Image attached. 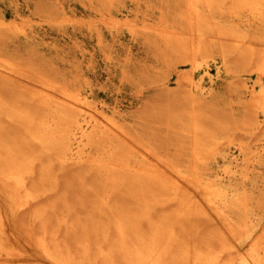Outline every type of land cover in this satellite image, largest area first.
I'll return each mask as SVG.
<instances>
[{
	"label": "rangeland",
	"instance_id": "obj_1",
	"mask_svg": "<svg viewBox=\"0 0 264 264\" xmlns=\"http://www.w3.org/2000/svg\"><path fill=\"white\" fill-rule=\"evenodd\" d=\"M61 7L75 16L79 22H60L59 18L63 17ZM227 7H225L227 10L214 8L208 11L206 6H201L208 12L209 18L217 24L224 28L233 26V29L247 34L253 43H256L254 47L260 48V43L264 41V25L254 22L248 11H242L236 15V13L229 12ZM126 14L138 22L146 20L160 22L179 32L186 31L188 27L184 0H0V21L15 20L26 24L24 31L16 27L0 28V58L11 59L19 63L18 65L22 68L20 71L24 73L21 72L24 77L21 74V78L24 80L16 84L0 79V163L4 164L8 159L14 160L28 154L25 156H29L27 161L30 162L25 163L24 169L28 171L30 183L41 185L44 182V186L54 190H50L53 194L48 192L52 195L48 193H46L47 196L43 195L44 197L42 196L30 210L19 212L9 223L13 232L19 236V246L28 258L31 257L28 264H50L46 259L43 260V256L26 236L29 230L39 232L48 229L60 242L69 244L71 250L78 251L77 242L85 237L90 243L104 242L101 232L97 236L94 234L93 228L97 222L108 224L110 216L117 207L124 206L136 211L135 206L138 203L134 196L138 190L137 186H127L130 184L128 179L123 180L124 183L120 187L104 189L97 182L98 177L102 179L101 173L95 170L91 172L86 164V168L83 165L81 168L79 165L81 170L77 166H73L72 170L71 166L60 167L58 162L53 163L55 168L52 161L48 163L55 154L50 146L51 142L35 138L34 132L38 131L37 127L44 130L42 119L52 115L56 122L59 114L56 106L47 105L39 95L27 90L31 82H39L41 79L48 78L61 84L65 83L63 85H73L72 87L87 91L92 101L110 110L117 106L126 129L134 135L136 140H140V144L149 146L169 163L185 168L187 173L192 172V176L197 173L204 179L214 181L217 187L224 190L220 198L229 206L233 215L237 217H240L239 213L242 215L239 203L245 196L248 198L247 214H250L249 216L255 222L264 221V159H261L254 168L252 167L253 169L247 176L238 173L237 176L222 180L218 175L230 163V154L239 151L241 143L245 144L246 151H251L259 142V137L254 135V122L260 120L264 123V102L263 107L259 106L257 113H254L255 110L249 103L250 93L243 86L241 79L247 78L250 82L257 81L259 73L255 69L260 61L256 59L251 65H247L246 59L242 57L233 43L224 41L232 45L228 44L229 47L225 46L226 43L222 45V42L215 36V30L207 31L212 39L209 37L202 41L204 47L197 63L204 64L207 59L204 56L206 52H209V55L215 58L216 64L222 66L223 73L222 77L211 87V94L203 97L198 92L195 94L197 101L194 102L193 99L191 101L186 91L188 89L186 81L179 83L178 75L181 72H192V76L197 80L200 77V70L195 69L193 63L191 65L183 61L184 55L181 49L166 44L162 37L155 34L134 35L127 28L115 29L102 23L97 25L104 15L121 17ZM30 20H32L31 25ZM216 64L214 63V67L217 66ZM257 91H264V74L257 85ZM193 111L203 131L206 130L211 135L207 140V145L209 144L210 147L206 146L207 150L200 160L192 157L193 150L190 145L192 137L189 128H191L190 118L194 114ZM15 139L19 142L14 141ZM38 141L43 146L40 147L41 149L36 146ZM15 142L18 145L16 143L14 147ZM42 142L46 144L42 145ZM23 143H27L26 146ZM28 143H31L30 147L33 146L34 149L36 146L35 151L33 147L29 148ZM19 145L20 150L17 149ZM46 147H48L47 150ZM11 150L18 153V157ZM43 153H47V156L43 158L45 161L42 159ZM33 156L39 157V163L34 164L36 158L33 159ZM45 166L46 168L53 167L54 172L50 167L46 169ZM74 167L75 169L77 167V170H74ZM82 169L87 174L82 173ZM95 175L97 181L92 180H95ZM74 176L83 177L75 179ZM84 179L87 181L84 182ZM71 180L75 183L70 184ZM82 183L85 185L83 186ZM88 188L91 190H87ZM104 190L105 197L103 201H100L98 198ZM247 192L250 195H247ZM53 199H58L57 203ZM94 199L96 201L91 202ZM96 203L97 206H95ZM0 204L9 210L1 186ZM41 207H45L44 210ZM40 208V216L33 218L34 210ZM62 217L70 219L69 222L61 221ZM202 217L198 219V230L195 231L192 228L191 232L188 227L184 230L185 232L183 231L184 237H192L193 242L200 243L209 231L218 227V224L207 216ZM78 221L87 223L85 229L89 231L86 233L81 231V227L76 226ZM114 236L115 229L111 227L106 245L113 241ZM96 261L97 264L102 263L101 258Z\"/></svg>",
	"mask_w": 264,
	"mask_h": 264
},
{
	"label": "bare ground",
	"instance_id": "obj_2",
	"mask_svg": "<svg viewBox=\"0 0 264 264\" xmlns=\"http://www.w3.org/2000/svg\"><path fill=\"white\" fill-rule=\"evenodd\" d=\"M184 1L188 20L186 31H176V29L170 26L160 24V22L157 23L148 20L138 22L136 19L131 18L129 14L121 17L116 15L106 17L104 15L97 25L99 26L102 23L115 29L127 28L134 35H138L139 33L155 34L162 37L166 44L174 45L181 49L180 51L184 55L183 61L191 65L193 63L194 68L200 70V77L197 80L192 76V72H181L178 75L179 83L184 80L186 81L188 88L186 90L188 92L187 94L190 96L191 101L193 99L194 102L197 101L195 97L196 93L199 92L203 97L211 94V87L222 77V66L216 64L215 58L209 55V52H206V56H204V58L207 57L204 64L197 63V59L201 55V50L204 47V42L202 41L205 38L211 37V34H208L210 30H215V36L222 42V45H225L226 42L224 41L233 43L242 57L246 59L247 65H251L256 59L260 61L255 69L259 73L257 81L250 82L247 78L241 79L243 86L250 93V106L255 110L254 113H257V109L259 106L262 108V103L264 102V91H257V85L264 74V41L259 42L260 48L254 47L256 43H253V40L247 34H242L240 30L233 29V26L231 28L226 26L227 28H224L222 25L217 24L212 18H209L208 12L203 10L201 6H206L208 11L214 8L227 10L225 7L228 6L229 12L236 13V15L242 11H248L254 22H260V24L264 25V0ZM60 9L63 14V17L59 18L61 20L60 22H79L75 16L68 13L64 8L61 7ZM31 21L30 25L32 24ZM12 27L20 28L24 31L26 24L24 22L18 23L15 20L9 21L3 19L0 21V28ZM230 43H226L227 45L225 46L229 47L228 44L231 46L232 44ZM214 63L217 65L216 67H214ZM18 64L11 59L0 58V79L15 84L16 82L24 80L21 78L23 72L20 69L22 68ZM63 84L47 78L41 79L39 82H31L27 89L39 95L47 105L58 108L59 119L55 122V118L49 115V117L41 120V123L44 125V130H40V127H37L38 131L34 132L36 134L35 138L46 140V142L50 140L49 142H51L50 146L55 154L53 153L54 158L50 159L48 163L52 161L54 167L55 164L53 163L57 164L58 162L60 167L71 166L72 170L73 166L80 168L79 165H83L86 168V164L91 172L95 170L101 173L102 179L98 177L99 181H97L96 174L95 180H92L99 182L104 189H107V187H120L124 183L123 180L128 179L130 184L127 186H137V193L133 195L138 203L135 206L137 207V209L135 208L136 211L124 206L117 207L113 215L110 216L108 224L97 222L93 228L94 234L97 236L101 232L104 242L90 243L87 237H85L77 242L78 251H73L69 244L60 242L55 237V234L48 229H43V231L39 232L29 230L26 232V236L33 242L37 248L36 250L43 256V260L46 259L50 264H97L96 260L98 258L102 259L101 264H264V221L255 222L249 216L250 214H247L248 198L244 196L241 203H239L242 215L239 212L240 217L233 215L229 206L220 198L224 190L217 187L214 181L208 178L204 179L200 175H197V173L192 176V172L187 173L185 168L183 169L176 164L169 163L149 146L140 144V140H136L134 135L126 129L121 119V112L117 106L110 110L106 106L92 101L87 91L72 87L73 85L67 86V84ZM192 95L194 96L193 98ZM203 119L205 120V118ZM190 120L191 128L189 129L192 137L190 145L193 150V155H191L193 158L200 160L207 150L206 146L209 145H207V140L211 135L206 130L203 131L196 113L193 116L191 115ZM249 126L251 125L249 124ZM254 127V135L259 137V142L251 151H246L245 144L241 143L239 151L230 154V163L218 173L220 179L224 180L237 176L238 173H243L247 176L251 169L261 159H264V123L258 120L254 122ZM17 136H19L18 133ZM14 141H17V139ZM17 142L13 144L14 147ZM30 144L28 143V146L32 149L33 146L30 147ZM35 144L33 145L35 146ZM37 144L36 146H39V148L43 147L40 145V142ZM44 144L46 143L42 142V145ZM19 148L20 145L17 149L20 150ZM14 150L16 149L14 148ZM1 151L3 153V149ZM12 152L14 155H18V153ZM46 154L42 156V159ZM25 155L14 160H6L5 158L6 162L4 160V164L0 163V186L4 192L6 206L9 208L8 210L0 204V264L30 263L28 261L31 257L28 258L26 256L27 254L19 246V236L13 232L9 223L19 212L30 210L46 193L53 194L50 191L53 189L44 186V182L41 185L30 183L31 180H29L27 175L28 171L25 170L26 168L24 169L25 163L30 161H27L29 156ZM34 156L32 157L33 159L38 158V162L34 159L36 162L34 164L39 163V157ZM49 167L51 168V166ZM49 167L47 168L49 169ZM60 167L58 169H62ZM77 167L76 169L74 167V170H77ZM52 168L51 170L53 171L55 167ZM41 169L40 171H42ZM79 170L77 172L78 175L80 173ZM81 172L87 174V172H83V169ZM77 174L75 173V175ZM84 176L86 175L84 174ZM74 177L75 179H81L80 177L83 176ZM73 180H71L70 184L75 183ZM85 181L87 180L84 179ZM97 182L96 184H99ZM91 183L94 184L95 182ZM78 184L81 185V183ZM82 184L83 186L85 185V183ZM51 185L53 184L51 183ZM90 188L87 190H91ZM94 188L96 189V187ZM95 189L94 191H98ZM49 193L48 195H52ZM104 193L106 194L105 190L99 196L98 200L103 201L105 197ZM247 195H250V193ZM57 200H55L56 203ZM93 201H96V199L91 200V202ZM95 206H97V203ZM41 208L35 211L34 209L36 208L34 207L33 218L40 216L39 212ZM44 208L42 209L44 210ZM202 216H207L216 222L218 227L209 231L207 235L204 234V240L200 243L193 242L192 237H184L183 231L188 227L190 228L188 230H191V232L192 228L195 231L198 230V219ZM69 220L65 217L61 219L63 222H69ZM77 225L81 227V231H84V233L89 231V229H85L88 225L87 223L78 221ZM111 227L115 229V236L113 241L106 245Z\"/></svg>",
	"mask_w": 264,
	"mask_h": 264
}]
</instances>
